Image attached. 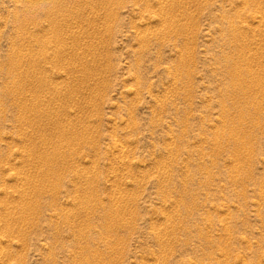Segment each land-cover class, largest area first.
<instances>
[{
	"label": "rangeland",
	"instance_id": "1",
	"mask_svg": "<svg viewBox=\"0 0 264 264\" xmlns=\"http://www.w3.org/2000/svg\"><path fill=\"white\" fill-rule=\"evenodd\" d=\"M0 264H264V0H0Z\"/></svg>",
	"mask_w": 264,
	"mask_h": 264
},
{
	"label": "bare ground",
	"instance_id": "2",
	"mask_svg": "<svg viewBox=\"0 0 264 264\" xmlns=\"http://www.w3.org/2000/svg\"><path fill=\"white\" fill-rule=\"evenodd\" d=\"M58 3V2H57ZM61 3V2H60ZM161 3V2H160ZM54 4V3H53ZM66 4V3H65ZM156 4V3H155ZM61 5H62V3H61ZM97 5V4H96ZM98 6V5H97ZM173 6V5H172ZM150 8V7H149ZM71 9V8H70ZM60 10V9H59ZM64 10V9H63ZM72 11V10H71ZM167 11V10H166ZM67 12V11H66ZM61 13V12H60ZM162 13V12H161ZM167 13V12H166ZM142 15V14H141ZM160 15V14H159ZM165 15V14H164ZM64 20V19H63ZM231 22V21H230ZM170 25V24H169ZM166 30V29H165ZM231 30V29H230ZM62 34V33H61ZM56 37V36H55ZM76 37V36H75ZM36 38V37H35ZM60 38V37H59ZM59 38H58V40H59ZM62 38V37H61ZM38 39V38H37ZM57 39V38H56ZM64 39V38H63ZM36 42V41H35ZM57 42V41H56ZM59 42V41H58ZM66 42V41H65ZM61 43V42H60ZM59 44V43H58ZM61 48V47H60ZM52 51V50H51ZM50 51V52H51ZM60 52V51H59ZM74 52V51H73ZM57 56V55H56ZM75 56V55H74ZM34 58V57H33ZM234 64H235V62H234ZM32 66V65H31ZM30 70V69H29ZM37 70V69H36ZM236 70V69H235ZM244 71V70H243ZM24 73V72H23ZM30 73H31V71H30ZM27 74V73H26ZM29 74V73H28ZM34 74V73H33ZM32 74V75H33ZM253 74V73H252ZM20 75V74H19ZM27 76V75H26ZM253 77V76H252ZM255 77V76H254ZM30 79V78H29ZM248 80V79H247ZM254 80V79H253ZM28 81V80H27ZM245 83V82H244ZM19 84V83H18ZM246 85V84H245ZM257 85V84H256ZM259 85V84H258ZM262 86V85H261ZM233 87V86H232ZM231 87V88H232ZM260 87V86H259ZM255 88V87H254ZM258 89V88H257ZM262 89V88H261ZM249 91V90H248ZM255 93V92H254ZM253 93V94H254ZM258 93V92H257ZM18 95V94H17ZM243 95V94H242ZM37 103V102H36ZM259 104V103H258ZM249 105V104H248ZM254 106V105H253ZM41 107V106H40ZM21 108V107H20ZM45 108V107H44ZM47 108V107H46ZM24 110V109H23ZM27 110V109H26ZM38 111V110H37ZM50 111V110H49ZM46 112V111H45ZM26 113V112H25ZM24 113V114H25ZM22 114V113H21ZM52 114V113H51ZM33 115V114H32ZM38 115H39V113H38ZM52 117V116H51ZM47 120V119H46ZM55 123V122H54ZM52 124V123H51ZM39 135V134H38ZM50 136V135H49ZM42 137H44V136H42ZM67 139V138H66ZM68 140V139H67ZM69 141V140H68ZM67 142V141H66ZM116 146V145H115ZM64 147V146H63ZM117 148V147H116ZM55 154V153H54ZM59 154V153H58ZM46 155H48V154H46ZM52 155V154H51ZM59 155H61V154H59ZM43 156H45L44 154H43ZM53 157H55V155L53 156ZM44 158H46V157H44ZM42 161V160H41ZM88 189V188H87ZM85 194V193H84ZM89 194V193H88ZM87 195V194H86ZM91 198V197H90ZM85 199V198H84ZM87 199V198H86ZM90 200V199H89ZM91 201V200H90ZM86 203V202H85ZM89 204H90V202H89ZM86 205V204H85ZM119 214V213H118ZM114 218V217H113ZM114 220V219H113ZM109 222V221H108ZM110 232V231H109ZM88 260V259H87Z\"/></svg>",
	"mask_w": 264,
	"mask_h": 264
}]
</instances>
